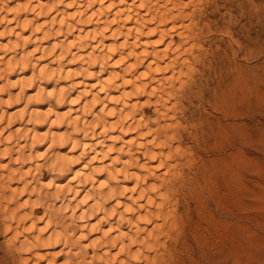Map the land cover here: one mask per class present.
<instances>
[{
  "label": "clouds",
  "instance_id": "9594fccd",
  "mask_svg": "<svg viewBox=\"0 0 264 264\" xmlns=\"http://www.w3.org/2000/svg\"><path fill=\"white\" fill-rule=\"evenodd\" d=\"M133 3L0 0V264H264V241L224 252L212 220L189 214L210 181L243 194L233 177L264 175V124L224 118L241 110L231 80L195 86L210 75L204 37L215 29L243 58L241 30L264 19V0H189L216 23L174 49L159 80L131 63ZM255 193L264 202V186Z\"/></svg>",
  "mask_w": 264,
  "mask_h": 264
},
{
  "label": "rangeland",
  "instance_id": "374dc122",
  "mask_svg": "<svg viewBox=\"0 0 264 264\" xmlns=\"http://www.w3.org/2000/svg\"><path fill=\"white\" fill-rule=\"evenodd\" d=\"M232 2V0H228ZM209 22H201L209 28L216 23V11H207ZM248 25L241 31L245 33L241 48L246 50L243 58L232 51V45L224 40H213L216 30L209 37H204L206 48L209 50L208 62L205 69L208 75L203 78V92L211 90L213 82H223L230 79L229 88L240 93L241 110L225 114L224 118L243 120L242 128L255 131L264 124V52L253 45L262 43L264 37V19L249 16ZM202 92V93H203ZM253 100L258 104L254 105ZM197 113H194L196 118ZM219 119V117H217ZM210 137L216 133L209 132ZM218 142L217 146H223ZM206 154H207V150ZM203 161L204 157H199ZM197 172H193L195 176ZM194 183V181H192ZM233 185H242L243 194L234 189L221 192L216 181H210V197L196 196L195 206L189 208V214H196L201 219H211L215 231L211 233V242L224 252L252 253L258 242L264 241V202L257 198L255 188L264 186V175H240L233 177ZM251 186V187H249ZM232 188V186H230ZM190 251V249H189Z\"/></svg>",
  "mask_w": 264,
  "mask_h": 264
},
{
  "label": "bare ground",
  "instance_id": "6f19581e",
  "mask_svg": "<svg viewBox=\"0 0 264 264\" xmlns=\"http://www.w3.org/2000/svg\"><path fill=\"white\" fill-rule=\"evenodd\" d=\"M138 2L141 7L135 8V11L142 18L138 21L139 27H137L136 20H129L127 25L129 32L135 31L137 33L135 40H129L128 42L140 45L135 49L137 55L131 63L134 64L136 60H139L142 65L139 70L142 73L147 71L143 65L157 68L156 78L159 80L162 76L171 75L170 72H161L159 69L165 67L168 58L176 56L177 53L174 49L184 52V49L187 48V44L183 43L184 41L191 43L192 37H203L204 29L209 28V26L203 25V28H201V22H209L210 15L205 7L189 3V0H138ZM9 6L11 7V4ZM128 6L135 7L133 0H128ZM9 19H11V15ZM140 32L148 34L141 36L139 35ZM202 47L204 52L201 60L206 66L209 50L206 48L205 39H203ZM145 55H147V59H140L141 56ZM186 55L187 53H185ZM184 58V56H181V59ZM13 78L15 79V77ZM149 78L151 79V76ZM203 78L204 75L201 74V79L195 84L200 89V93L197 95H201L203 92ZM45 108V105L39 106L40 110H45ZM9 111H15V109ZM183 111L187 112L188 109L185 108ZM194 113L191 114L192 118H194ZM130 135L134 137L135 133ZM127 186L133 187L134 185L128 182ZM94 235L99 236V234ZM94 252L95 250H91L90 254Z\"/></svg>",
  "mask_w": 264,
  "mask_h": 264
}]
</instances>
